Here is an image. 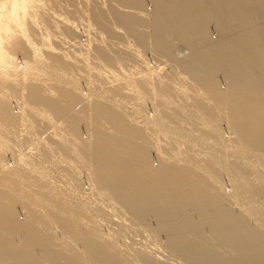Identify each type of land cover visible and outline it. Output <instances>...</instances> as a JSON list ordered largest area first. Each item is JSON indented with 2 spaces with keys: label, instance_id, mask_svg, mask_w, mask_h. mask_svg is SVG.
<instances>
[{
  "label": "bare ground",
  "instance_id": "1",
  "mask_svg": "<svg viewBox=\"0 0 264 264\" xmlns=\"http://www.w3.org/2000/svg\"><path fill=\"white\" fill-rule=\"evenodd\" d=\"M0 264H264V0H0Z\"/></svg>",
  "mask_w": 264,
  "mask_h": 264
},
{
  "label": "rangeland",
  "instance_id": "2",
  "mask_svg": "<svg viewBox=\"0 0 264 264\" xmlns=\"http://www.w3.org/2000/svg\"><path fill=\"white\" fill-rule=\"evenodd\" d=\"M225 187H226V188H228V187H229V184H228V183H227V184H225Z\"/></svg>",
  "mask_w": 264,
  "mask_h": 264
}]
</instances>
